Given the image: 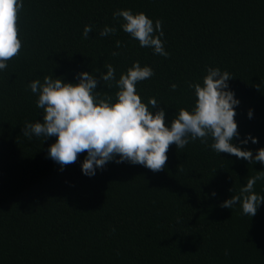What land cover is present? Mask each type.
I'll list each match as a JSON object with an SVG mask.
<instances>
[{
    "label": "trees",
    "instance_id": "1",
    "mask_svg": "<svg viewBox=\"0 0 264 264\" xmlns=\"http://www.w3.org/2000/svg\"><path fill=\"white\" fill-rule=\"evenodd\" d=\"M127 9L162 21L167 57L123 31L113 13ZM105 26L116 32L101 37ZM18 27L21 51L0 71V264H264V204L254 217L221 206L264 164L218 154L209 138L170 145L160 171L112 161L89 177L86 152L62 170L48 156L56 137L23 134L43 121L35 79L78 83L87 71L99 80L111 64L116 80H99L97 91L115 101L116 82L139 61L155 74L137 93L171 124L195 104L189 84L212 67L230 73L240 100L234 143L258 138L242 145L255 155L264 148V0H23ZM254 191L264 196V180Z\"/></svg>",
    "mask_w": 264,
    "mask_h": 264
},
{
    "label": "clouds",
    "instance_id": "2",
    "mask_svg": "<svg viewBox=\"0 0 264 264\" xmlns=\"http://www.w3.org/2000/svg\"><path fill=\"white\" fill-rule=\"evenodd\" d=\"M23 0H0V71L8 67V61L16 57L22 48L19 36V13ZM114 18H122L121 28L133 39L139 41L142 48H151L154 54L167 57L164 47L162 21H153L146 13H133L131 9L118 10ZM91 26H85L83 38L88 39ZM114 27L105 26L101 37L114 34ZM117 48L121 47L119 41ZM112 55H119L113 52ZM106 73H100L99 80L111 87L110 81L116 80L115 69L106 65ZM150 66H141L139 61L128 68L116 82L119 91L115 101L111 97L101 98L97 91V76L84 71L77 74L78 83L65 82L62 78L45 76L30 82L33 94L38 95L37 107L44 110L43 121L26 123L23 134L31 139L35 137H56L48 150V156L61 166V169L77 161L78 156L87 153L82 162L84 175L92 177L98 169L109 162H129L142 165L152 171L165 168L170 145L184 148L197 139L207 144L213 141L211 149L216 153H227L251 163L264 164V148L255 152L245 150L251 140L249 136L234 143L240 137L238 122L235 119L236 108L240 100L231 90L228 81L232 78L227 71L209 67L203 83L189 84L195 91L196 101L190 109L181 108L171 124L166 123V111L160 108L155 98L145 104L137 93V84L154 76ZM177 86L173 84L171 90ZM249 118L253 111L249 110ZM260 175L247 179L246 186L239 194L233 195L221 205L232 209L239 204L244 215L254 217L264 196L254 191L258 180H264V171ZM216 195L215 192L212 193Z\"/></svg>",
    "mask_w": 264,
    "mask_h": 264
}]
</instances>
